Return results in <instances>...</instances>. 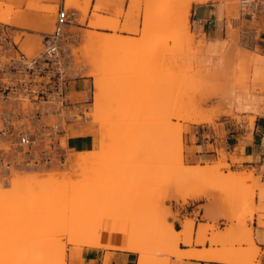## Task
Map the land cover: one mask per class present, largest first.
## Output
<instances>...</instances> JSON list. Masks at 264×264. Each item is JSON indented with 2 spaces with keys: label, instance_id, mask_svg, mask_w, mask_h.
<instances>
[{
  "label": "rangeland",
  "instance_id": "obj_1",
  "mask_svg": "<svg viewBox=\"0 0 264 264\" xmlns=\"http://www.w3.org/2000/svg\"><path fill=\"white\" fill-rule=\"evenodd\" d=\"M61 1L0 0L5 5L0 8V148L9 143L13 147L5 149L7 154L40 157L41 162L42 158L58 156L55 165L44 160L43 166L31 163L29 170L14 172L10 187L0 183V214L9 209L10 223L19 221V213L33 209L28 193L43 186L38 197L40 209L36 211L48 216L43 222L44 232L38 235L30 230L27 235L35 239L23 243L21 249L15 244L19 240L10 242L2 237L5 224H0V264H69L70 258L89 247L86 243L115 231L144 244L146 252L164 244V251L156 252L157 256L171 258L181 243L177 245L172 239L174 225L169 218L179 219L181 215L179 209L173 211V204L183 207L188 203L184 198L192 195H199L196 200L204 202L200 208L205 210V222H200L197 230L208 224L203 241L196 245L235 247L248 264L260 262L264 251L253 223L259 213L264 224V183L254 170L232 169L244 160L237 155L239 147L235 153L230 152L232 146L216 148L211 157L195 164L201 168L197 175L184 174L181 165L192 161L194 147L188 143L191 126L212 128L223 137L246 133L248 139L257 117L264 114V52L259 46L264 43V0H218L233 6L229 21L232 35L228 31L219 42L220 48H214L209 39L193 29V3L189 9L192 33L188 32L183 14L190 0H97L91 15L92 0H64L69 20L58 50L52 54L46 50L45 38L54 31ZM71 10L81 12V18L75 19ZM244 15L248 20L242 24L239 20ZM93 31L106 33L104 40H93ZM115 33L134 37L135 44H121L106 52L107 38ZM86 35L92 40L89 44ZM95 49L100 52L87 55ZM123 56L127 58L118 62ZM86 61L92 67L94 90L95 83L100 82L103 103L106 99L107 103L97 109L93 105L94 90L93 96L81 102L88 105V116L100 125V132L94 150L75 153L65 149L57 116L63 118L68 106L63 96L66 66L75 62L81 72ZM244 96H249L245 102ZM235 99L243 104L232 109L229 103ZM201 106L208 115L213 114L214 120L189 122V116ZM121 127L133 136L140 127L147 128L146 141L133 143L125 136L118 138ZM23 137L29 142L23 143ZM154 142L160 146L151 147ZM127 152H145V156L127 163ZM21 160L16 164L20 166ZM100 167L109 169L102 184L117 190L111 192L109 200L99 199L93 190L86 206L77 210L63 213L59 205L42 207V199H60L83 180L78 175L84 168L95 172ZM45 171L49 175L42 176ZM116 177L119 179L113 181ZM18 178L24 179L14 182ZM153 200L154 208L146 212ZM153 212L166 217L165 226L145 233L144 224L137 221ZM72 215L77 219L74 224H59L61 218ZM188 220L193 221L195 231L196 219L181 221L183 228ZM73 236L80 238V243L77 239L75 244ZM212 239L220 240L211 244ZM160 264H164L162 260Z\"/></svg>",
  "mask_w": 264,
  "mask_h": 264
},
{
  "label": "crops",
  "instance_id": "obj_2",
  "mask_svg": "<svg viewBox=\"0 0 264 264\" xmlns=\"http://www.w3.org/2000/svg\"><path fill=\"white\" fill-rule=\"evenodd\" d=\"M97 0H92L90 15L93 12V7ZM64 0L61 1V4ZM26 4H23L25 8ZM71 12L76 16L75 19L79 20L82 13L77 10H71ZM232 17L228 15V6L226 3L218 0H208L201 2H193L191 9V24L195 32L209 39L211 43L214 44V48H220L219 42L225 39L228 35H232L230 30L232 27L229 25ZM247 16L244 15L239 22L246 21ZM238 22V20H234ZM74 26V25H73ZM76 28H81L80 26H74ZM5 29V26H4ZM27 30V29H25ZM262 33L261 35H263ZM86 35V43L89 44L92 40H89ZM264 40V35L261 37ZM264 52V43L259 45ZM91 66L86 61L83 71L79 72V65L72 62L70 65L66 66V76L68 79L65 82L63 96L67 100V110L63 112V118L57 116L58 126L62 128V137L65 138V149L72 152H82L94 150L98 144L100 125L97 124L92 116H88L89 110L87 104H82L81 102L87 99L88 96H93L94 90V76L90 74ZM0 130L2 128L0 127ZM246 133H239L237 135H229L228 137H223L218 132L212 128H200L199 126H191V133L188 135V143L193 146V152L191 153V159L189 164L195 165L202 158L206 159L214 154L216 148H221L222 146H232L231 153L236 152L238 148L237 155L242 157L244 160L241 164H234L232 166L233 170H254L258 175L262 176V182L264 183V114L257 117L255 127L252 132V136L246 139ZM243 142V146L241 147ZM7 154V151L0 148V183L4 188L10 187L11 180L13 182V174L25 172L31 163H40L42 166L45 165L43 162L51 163L55 165L57 163L58 156H53L52 158L43 159L38 157L36 159L21 157L18 155ZM39 154V151H38ZM7 156L11 158L7 160ZM22 159L21 165H17L16 161ZM16 172V173H14ZM17 174L15 176H18ZM14 176V177H15ZM197 198L189 199L188 203L183 207H178L173 204V211L180 210V218H175L171 216L169 221L173 223L177 230L184 229L182 222L186 218L196 219L195 231L193 234L194 243L189 246L180 243L182 249L190 248H203L202 245H196L198 237V224L200 222H205L203 216L205 210L200 208L204 202L196 200ZM259 201V197L257 199ZM264 203V199H263ZM167 204H170L169 202ZM264 215V210L261 211ZM189 221V220H188ZM264 221V217L262 218ZM193 222V221H192ZM186 224V223H185ZM253 226L255 232L259 238L260 246L264 251V224L260 223L259 213L255 214ZM224 228V227H223ZM71 247V246H70ZM209 247V245H207ZM71 249V248H70ZM69 249L68 254L71 253ZM138 253L130 250L122 249H109V248H99V247H84V250L80 256H75L69 259V264H138ZM262 261V262H261ZM261 263L264 264V253L261 256ZM169 264H234L231 262H223L218 260H209L193 257H176L172 256Z\"/></svg>",
  "mask_w": 264,
  "mask_h": 264
},
{
  "label": "bare ground",
  "instance_id": "obj_3",
  "mask_svg": "<svg viewBox=\"0 0 264 264\" xmlns=\"http://www.w3.org/2000/svg\"><path fill=\"white\" fill-rule=\"evenodd\" d=\"M203 2L206 0H190L189 3H187L184 6V10L186 13H184L183 15V21L187 27L188 32H191L190 29V24H189V16H190V12L189 9L192 5L193 2ZM248 2V0H244L243 1ZM65 3V1H64ZM5 7L3 2H0V8ZM187 7V9H186ZM8 10H14V8L12 6H7ZM183 10V12H184ZM228 15L229 17L233 16V6L231 5V3H229L228 5ZM7 23H12V21L10 19H5ZM231 31V30H230ZM106 33L100 32V31H93L92 36L90 35V37L97 41V42H101L104 40ZM232 34V32H231ZM87 37V38H90ZM107 39H110L107 41V51H112L114 48L118 47L121 44H125L126 46H130V45H134L136 41L134 39V37H130V36H125L122 34H116L112 35L110 38L108 37ZM91 40V39H90ZM105 42V41H104ZM134 47V46H133ZM74 51H77V49H74ZM100 52L98 49H95L93 52L88 53L87 55H91L94 53H98ZM121 56V54H120ZM258 56H255V58ZM262 59L264 58V56H261ZM118 62L120 61H124L127 56H123V57H118ZM260 58V57H259ZM258 59V58H257ZM103 85H101L100 82H96L95 83V90H94V96H93V105L98 107L97 109H99L100 107H102V103H103V97L102 93H104V87L102 90ZM103 91V92H102ZM109 98L110 100L108 101L109 103L113 102V97ZM244 102L247 101L249 99V96H244ZM105 99V98H104ZM107 101V99H106ZM105 101V102H106ZM104 102V103H105ZM236 103H240L239 105L235 104ZM234 101H231L229 103L230 107L232 109H235L236 107H240L243 104V101H239L235 99ZM103 103V105H104ZM107 103V102H106ZM109 103L106 106H109ZM110 103V104H111ZM204 101H202L201 104H203ZM101 105V106H100ZM100 106V107H99ZM114 106V105H113ZM110 107V106H109ZM96 109V108H95ZM211 115V114H210ZM207 114V112L203 109V107L201 106L200 108H198V110L195 111L194 114H192L191 116H189V118L187 119L189 122L192 123H203V122H211L214 120L213 118V114L212 116H210ZM215 117V116H214ZM139 129V128H138ZM140 131L136 132V135L133 136L130 132L129 129L123 128L121 127V129L119 130V132H117V137L120 138L121 136H125L128 142H139V143H144L147 139V128H141L139 129ZM160 146V145H159ZM158 143H152L151 147H159ZM10 147H13L11 144L9 143H5L4 147H2L3 149H8ZM143 153H139V152H127L125 155V161L127 163H132L133 161H137L141 158H143L145 156ZM200 166L197 165H186L183 164L181 165V170L183 171L184 174L186 175H197L200 173ZM109 172L108 168L105 167H100L98 168L95 172H92V170L88 169V168H84L80 174L78 175V178H84L81 181L76 182L73 185V189L60 199H53L51 197H47L41 200V205L42 207H49V206H53V205H59L58 210L60 208V212L61 210L63 211V213L69 209L70 211L72 210H77L79 209V207H85L86 204L88 203L87 198L93 194V190H95V194H97V197L101 200H109V198L111 197V192L117 191L116 189L112 188L111 186H109L108 184H102V181L105 179V175ZM234 173V172H233ZM49 175L48 172H44L42 176H47ZM253 175V174H252ZM242 176V175H241ZM24 178H18L15 179L14 182L16 181H20ZM119 178H112L113 181L118 180ZM129 179V178H127ZM73 180V179H72ZM72 180H70L69 182H73ZM67 182V185L68 183ZM46 186L40 187L38 189H33L28 193V202L30 203V208L33 209H29L28 211L25 210L21 213H19L17 215V219L20 221L14 222V223H10L9 222V216L11 211L9 209L4 210L1 212L0 214V224H5L4 229L2 230V237L6 238L7 241L10 242H17L16 240H19L16 244V248L21 249L23 248L22 246L24 245L23 243L30 241V240H34L35 237H32L31 235H27V233L30 230H34L37 232V234H42L44 232L45 225H44V221L45 219L48 218L47 215H43L41 212H38V209H40V203L38 201V197H40L42 190H44ZM107 193H109V197L106 195ZM83 194V197H80V195ZM199 197V195H192L189 197H185V202H188L189 199L191 198H197ZM3 198L0 196V200H2ZM37 206V207H36ZM155 204H154V200L150 203V205H148L146 207V212H149L150 209L154 208ZM37 210V211H36ZM143 214V213H142ZM75 220V221H74ZM67 221V225L70 226L72 224H74L77 219L75 218L74 215H72L71 217L67 218V219H60V225L65 226V222ZM165 221H166V217H164L163 215H159L157 213H146L144 216H141L138 221L137 224H144V228L146 229L145 233L148 232H152L155 229L161 228L163 226H165ZM208 225V224H207ZM205 225L204 227H202V229L198 230V237H197V241L201 242V238H203L202 236H205L207 231H208V226ZM194 223L192 221H187L185 224V228L182 230H177L174 226L171 228V233H172V239L177 243V245L179 244V242H183L186 245H192L194 243V238H193V232H194ZM161 231H163V229H160ZM35 232V233H36ZM84 234V233H83ZM82 234V235H83ZM86 234V233H85ZM78 235V234H77ZM81 235V236H82ZM76 236V235H75ZM74 237V236H73ZM80 237V235H79ZM83 237H85L83 235ZM88 238V235L86 236ZM95 237V236H94ZM225 237V236H224ZM72 238V237H71ZM74 241L76 244V240L80 239L74 237ZM73 239V238H72ZM71 239V240H72ZM82 240V238H81ZM84 240V239H83ZM220 239H212L211 244H216ZM73 241V242H74ZM88 240H85V242ZM203 241V240H202ZM72 242V243H73ZM82 243H85L83 241H81ZM70 243V242H69ZM80 243V240H79ZM23 244V245H22ZM26 244V243H25ZM88 244V246L90 247H99V248H109V249H122V250H130V251H135L138 253V264H160L161 260L162 263L167 264L171 261V258L169 256L160 259V257L158 258V253L164 251L162 249V247L164 246V244L159 245V247L157 248H151L149 250V252H146V247L144 244H140L137 241H133L132 239L129 240L127 239L124 235H121L118 232H113V234L111 236H106V235H100L98 237H96L93 241L91 240ZM83 245V244H81ZM239 247V246H238ZM47 247H43L42 249H45ZM27 252H25L26 254L28 253V250H26ZM37 251V250H36ZM240 251V250H239ZM29 252H31L29 250ZM175 252V256L177 257H193V258H201V259H215L218 261H223V262H231L234 264H248V262H246V260L243 257H240L238 255L237 252V248H228V249H216L213 246H209V247H203V248H190V249H182L181 247H176L174 249ZM157 256V257H156ZM248 261V260H247ZM253 263V262H252ZM1 264H8V263H1ZM251 264V263H249ZM254 264H262L261 262H254Z\"/></svg>",
  "mask_w": 264,
  "mask_h": 264
},
{
  "label": "built area",
  "instance_id": "obj_4",
  "mask_svg": "<svg viewBox=\"0 0 264 264\" xmlns=\"http://www.w3.org/2000/svg\"><path fill=\"white\" fill-rule=\"evenodd\" d=\"M69 20V11L67 10L65 3H62L58 7L57 20L55 22L54 31L48 34L45 38L46 50L52 54L56 53L58 50V41L63 35L64 28ZM23 143H28L29 140L23 137L21 140Z\"/></svg>",
  "mask_w": 264,
  "mask_h": 264
}]
</instances>
